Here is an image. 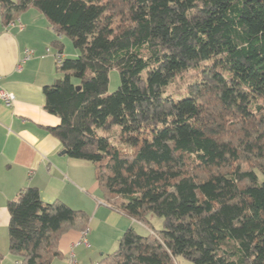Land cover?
Here are the masks:
<instances>
[{
  "label": "trees",
  "instance_id": "1",
  "mask_svg": "<svg viewBox=\"0 0 264 264\" xmlns=\"http://www.w3.org/2000/svg\"><path fill=\"white\" fill-rule=\"evenodd\" d=\"M29 8L76 50L43 86L51 134L93 163L111 209L148 229L125 230L96 264H264V0H0L1 23ZM6 207L19 264H50L61 235L88 229L85 211L36 187Z\"/></svg>",
  "mask_w": 264,
  "mask_h": 264
},
{
  "label": "crops",
  "instance_id": "2",
  "mask_svg": "<svg viewBox=\"0 0 264 264\" xmlns=\"http://www.w3.org/2000/svg\"><path fill=\"white\" fill-rule=\"evenodd\" d=\"M56 39L63 44L61 52L53 45ZM66 40L57 36L35 8L23 11L6 25L0 20V87L14 96L10 107L0 99V264H19L8 251L6 204L28 186L36 187L44 202L58 199L89 215L86 244L81 232L67 231L58 242L61 256L50 264H70L71 254L76 264H96L116 249L125 230L131 227L137 231L138 222L111 209L100 197L94 165L67 156L50 132L60 119L46 110L43 86H53L60 78L57 53L62 58L67 57V51L76 55ZM26 50L32 51L27 60L23 59Z\"/></svg>",
  "mask_w": 264,
  "mask_h": 264
},
{
  "label": "rangeland",
  "instance_id": "3",
  "mask_svg": "<svg viewBox=\"0 0 264 264\" xmlns=\"http://www.w3.org/2000/svg\"><path fill=\"white\" fill-rule=\"evenodd\" d=\"M67 38V47H69L71 50H75L71 40ZM67 51V50H66ZM65 51V52H66ZM76 52V51H75ZM67 57H74L71 54L68 55V51L65 54ZM197 70L196 69H189L187 72L184 73H180L178 74L174 80L168 85V92H175L177 91V93H182L185 90V81L187 79V77L191 74H194ZM59 75L61 77L62 73L59 72ZM60 78H57V80ZM77 79L73 78V81L75 82ZM119 73L116 69H111L109 72V82H108V93H111L113 91H115L119 85ZM177 93L175 96H177ZM175 94V93H174ZM90 162V161H88ZM92 163V162H90ZM93 164V163H92ZM147 224L153 228V230L155 231H160L163 228V219L162 217L155 215V214H149L147 216ZM136 228L137 231H139L138 233H145V230L147 229L145 226H143L141 223L136 224ZM91 240H93L90 236ZM117 248V247H116ZM175 262L176 264H194L192 261L182 257L181 255H177L175 256Z\"/></svg>",
  "mask_w": 264,
  "mask_h": 264
},
{
  "label": "built area",
  "instance_id": "4",
  "mask_svg": "<svg viewBox=\"0 0 264 264\" xmlns=\"http://www.w3.org/2000/svg\"><path fill=\"white\" fill-rule=\"evenodd\" d=\"M32 54V51L31 50H26V54L25 56L23 57V59H26L29 58ZM55 64H56V67H59L61 66L62 64V56L61 54L57 53L55 55ZM0 99L2 102H4V105L7 106V107H10L12 106L13 102H14V96L12 93H10L9 91L5 90L4 88L0 87ZM86 231L85 230L84 232H81V235H82V241L86 244V239H85V235L86 234ZM70 264H76V261L74 259V255L71 254L70 255Z\"/></svg>",
  "mask_w": 264,
  "mask_h": 264
},
{
  "label": "water",
  "instance_id": "5",
  "mask_svg": "<svg viewBox=\"0 0 264 264\" xmlns=\"http://www.w3.org/2000/svg\"><path fill=\"white\" fill-rule=\"evenodd\" d=\"M58 84H60V79H58V80H56V81L54 82V85H58ZM62 152L65 153V150H62Z\"/></svg>",
  "mask_w": 264,
  "mask_h": 264
}]
</instances>
